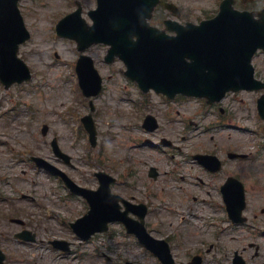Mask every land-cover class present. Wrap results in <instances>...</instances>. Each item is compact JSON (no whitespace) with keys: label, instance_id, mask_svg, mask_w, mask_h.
I'll return each instance as SVG.
<instances>
[{"label":"rangeland","instance_id":"374dc122","mask_svg":"<svg viewBox=\"0 0 264 264\" xmlns=\"http://www.w3.org/2000/svg\"><path fill=\"white\" fill-rule=\"evenodd\" d=\"M79 1L82 3L83 17L91 23L87 13L96 8V0ZM166 1L180 8L181 22L199 23L202 19L213 17L222 0ZM262 6L264 0H257L255 4H248L247 8L253 10ZM76 8L73 0L20 2L22 15L31 32V39L22 45L20 56L30 67L33 78L28 83L14 85L8 90L0 82V191L18 200L27 196L17 208H21L20 214L28 223L27 228L37 234V241H17L12 234L18 227L10 226V231L6 232L11 235L9 240L2 239L9 253L8 264H115L120 259L137 264H156L150 260V252L133 240L117 237L108 241L101 237L90 244L78 242L70 223L86 213V202L79 196L70 195L59 179L47 170L37 168L30 160L32 156L45 158L77 182L97 188L95 172L105 170L117 176L122 167L128 166L126 160L131 156L135 159L132 160L135 170L140 172L137 176L140 181H135L139 190L145 192L150 186L147 177L150 146L142 145L147 138L150 139V134L142 128L145 115L150 113L145 101L147 98L159 101L158 98L165 97L153 92H141L137 84L122 73L125 67L121 62L106 64L107 46L90 48L87 53L94 58L104 78L103 91L94 99L98 142L92 147L87 132L80 128L81 118L90 112V108L89 100L81 92L75 71L79 57L77 45L56 34L58 21ZM238 8H242L241 3H238ZM167 17L173 18L164 8H158L152 23L163 28V20ZM254 64L257 77L264 81V55H258ZM259 96L260 93L247 92L230 95L228 98H233L234 114L230 123L243 130L215 135V140H220L223 145H230L235 151L249 152L254 157L253 163H249L250 211L264 208V150H261L264 147L257 145L264 143V137L249 132L262 127L256 109ZM154 101L153 104L159 105ZM224 107H227V103H224ZM183 109L186 110L187 118L198 121L195 117L199 109L196 101L185 104ZM162 122L161 132L170 134L172 131L166 121ZM43 126H48L46 136L42 133ZM209 136L193 135L187 145L191 148L192 145L207 141L206 137L209 140ZM53 138H57L62 151L72 157L71 165L55 157L51 147ZM119 187L113 188L114 192L120 191ZM137 194L143 197L141 193ZM171 202L177 206L175 199H171ZM0 206L4 208L5 217H16L13 209L6 205ZM114 230L121 231L119 227H114ZM54 239L75 243L72 252L54 249L50 244ZM110 246L116 254L110 250Z\"/></svg>","mask_w":264,"mask_h":264},{"label":"water","instance_id":"95a60500","mask_svg":"<svg viewBox=\"0 0 264 264\" xmlns=\"http://www.w3.org/2000/svg\"><path fill=\"white\" fill-rule=\"evenodd\" d=\"M18 2L0 0V77L6 88L31 79L29 68L17 56L20 45L30 38ZM158 4L175 10L159 0H98L97 10L89 13L92 26L82 18L80 7L58 24L57 31L60 36L75 40L81 52L94 44L109 45L107 62L123 60L126 76L144 92L154 90L168 98L181 94L213 103L228 92L264 90V83L255 79L252 66L254 54L258 49L264 50V10L255 19L254 13L237 11L232 0H225L212 20L185 26L166 22V30H160L148 23ZM77 71L84 94L98 95L102 79L92 59L82 55ZM259 110L264 117V95L259 100ZM83 121L95 141L92 118ZM53 145L59 152L55 141ZM92 202V212L78 224L97 221L108 210Z\"/></svg>","mask_w":264,"mask_h":264},{"label":"flooded vegetation","instance_id":"af4514ba","mask_svg":"<svg viewBox=\"0 0 264 264\" xmlns=\"http://www.w3.org/2000/svg\"><path fill=\"white\" fill-rule=\"evenodd\" d=\"M185 102L183 98L174 101L161 98L156 105L150 98V115L161 125L166 121L172 132L162 133V127L151 132L150 122V149L153 150L150 177L147 173L150 186L143 193L126 191L131 174L136 178L140 174L138 169L129 167L118 177L120 194L135 204L139 198L143 199L142 203L148 206L146 228L153 237L169 245L175 264H264V208L250 212L247 208L244 212L247 221L234 222L224 197V193L239 194V185L231 182L227 185L230 178L240 181L248 195V160L230 157L232 152L227 148L231 146L223 145L220 140L213 142L212 150L200 151L197 145L190 148L187 141L192 130L205 128L203 123L207 117L205 113L198 114L199 122L187 118L183 109ZM219 128L217 123L211 127ZM211 140L215 141V136ZM200 153L216 155L220 164L210 159L200 162L196 158ZM134 188L137 186L131 187ZM171 199H175L177 206ZM11 220L0 213L2 247ZM151 253L150 260L157 261Z\"/></svg>","mask_w":264,"mask_h":264}]
</instances>
